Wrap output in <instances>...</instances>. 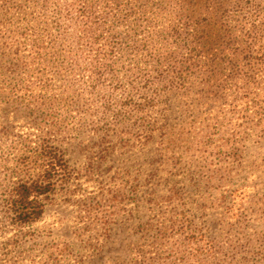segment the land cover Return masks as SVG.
<instances>
[{
	"label": "rangeland",
	"instance_id": "1",
	"mask_svg": "<svg viewBox=\"0 0 264 264\" xmlns=\"http://www.w3.org/2000/svg\"><path fill=\"white\" fill-rule=\"evenodd\" d=\"M21 2L1 152L48 132L81 178L41 221L0 219V264H264V0Z\"/></svg>",
	"mask_w": 264,
	"mask_h": 264
},
{
	"label": "trees",
	"instance_id": "2",
	"mask_svg": "<svg viewBox=\"0 0 264 264\" xmlns=\"http://www.w3.org/2000/svg\"><path fill=\"white\" fill-rule=\"evenodd\" d=\"M83 3L85 6H80V10L77 12L78 22H80L81 18L86 17L87 14L93 15L94 5L92 2ZM22 10L23 3L21 2L19 5L18 0H0V68L6 72H14L13 65H11L8 58V52L20 59L23 58L21 49L19 47L16 48L11 43L18 42L17 44L20 45L25 40L24 36L17 39V41L11 42L8 41V36H6L7 32L10 31L13 20L15 21V18L20 15L19 12ZM95 19L103 21L100 17ZM20 21L21 23L23 22L22 20ZM256 23L257 20L254 21L251 27L246 28V32L242 30V35L247 34L251 40L260 42L262 27H259ZM85 29H88V27L84 24L82 34L86 31ZM256 44L259 45L257 41ZM252 48L248 45L244 52H240L239 48L232 44L231 50L233 49L234 51L232 55L239 59L244 53L253 51ZM75 61H79V57L75 58ZM22 62L24 63L23 59L21 65L24 66ZM5 63L9 64L4 66L3 64ZM260 64L262 65L263 61L258 63V65ZM76 65L78 66L79 64ZM95 82H97L96 78H94L92 84ZM86 83L88 85L91 84L90 81ZM9 132L5 127L1 128L0 142L10 136ZM16 138L18 140L10 148V150L17 153V158L14 160L13 165H11L12 160L9 158L11 151L10 153L4 150L1 152L2 147L0 146V219L8 223L9 226L23 230L25 227L41 221L47 212L48 206L56 202L57 196L61 192H65V195H68L70 188L81 177L70 164L66 146L56 144L54 137L48 132L40 131L39 135L20 134ZM109 149L103 151V156L100 157L101 160L105 159ZM91 168V172L94 173V164H91ZM91 172L88 171V175H92ZM2 177L4 178L2 179ZM99 226L107 227V221L101 222ZM115 264H125V262H116Z\"/></svg>",
	"mask_w": 264,
	"mask_h": 264
}]
</instances>
